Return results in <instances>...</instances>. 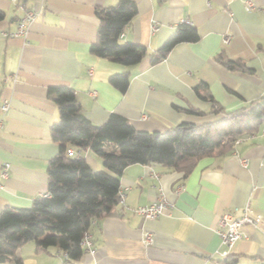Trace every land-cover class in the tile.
<instances>
[{"label":"crops","instance_id":"1","mask_svg":"<svg viewBox=\"0 0 264 264\" xmlns=\"http://www.w3.org/2000/svg\"><path fill=\"white\" fill-rule=\"evenodd\" d=\"M253 1L256 7L248 10L245 0H135L137 13L120 39L144 45L149 54L125 65L90 49L99 25L96 5L118 0H0L5 12L0 102H10L0 129V212L30 206L47 193L49 160L59 151L50 130L59 120L51 86L72 87L95 124L117 112L149 131L215 120L263 97L264 0ZM30 9L37 16L27 35H15ZM181 22L195 26L199 39L178 42L152 63V53ZM224 35L230 36L228 43ZM221 54L246 69L228 68ZM124 72L130 82L121 91L110 76ZM71 148L93 168H104L94 151ZM121 188L125 197L115 212L92 224V249L78 260L66 262L58 247L39 249L29 241L17 250L18 260L0 264H227L229 254L238 256L235 264H264V230L243 225V236L226 254L217 230L220 215L229 209L240 213L249 204L264 216V123L238 137L231 149L202 157L186 176L160 163L130 164ZM160 198L166 202L160 216L149 219L137 212ZM147 231L153 235L150 244L143 240Z\"/></svg>","mask_w":264,"mask_h":264},{"label":"trees","instance_id":"2","mask_svg":"<svg viewBox=\"0 0 264 264\" xmlns=\"http://www.w3.org/2000/svg\"><path fill=\"white\" fill-rule=\"evenodd\" d=\"M94 13L99 25L97 39L90 47L92 53L125 65L137 64L149 54L144 45L120 39L137 13L135 0L96 5ZM4 17L5 12L0 9V20ZM197 39V28L181 22L152 53L151 62L161 61L178 42ZM219 57L230 69H246L240 60L222 54ZM110 81L125 91L130 74H112ZM49 94L59 112V120L50 128L59 151L49 160L47 193L35 197L30 206H6L1 210L0 262L18 260L17 250L29 241H34L39 249L58 247L67 253L66 262L78 260L85 252L82 238L90 231L93 220L115 212L120 202L121 176L128 165L160 163L186 176L202 157L231 149L238 137L264 123V96L242 108L225 111L215 120L182 121L164 131H149L135 128L117 112H112L102 124L93 123L70 86H51ZM71 147L94 151L102 158L104 168H93L79 153L68 154ZM227 260V264H235L238 256L229 254Z\"/></svg>","mask_w":264,"mask_h":264},{"label":"built area","instance_id":"3","mask_svg":"<svg viewBox=\"0 0 264 264\" xmlns=\"http://www.w3.org/2000/svg\"><path fill=\"white\" fill-rule=\"evenodd\" d=\"M256 5L253 0H245V8L248 10H251L255 8ZM37 11L34 9H30L26 12V14L18 21V29L15 32V35H27L29 26L31 22L36 18ZM154 29H157V24L153 25ZM230 41L229 35H224L223 37V43H228ZM10 102L8 99L3 98L0 102V129L3 128L6 113L9 109ZM68 154H76L75 150L72 148H68ZM244 163H246V160H243ZM7 167L8 164L5 165L3 170V175L5 176L7 174ZM183 188V185L179 186V190ZM120 194V200H122L125 197V192L122 188H120L119 191ZM166 206V202L164 199L160 198L159 200L150 202L145 205H140L137 207V212L142 214L145 218H156L160 216L163 209ZM96 219L93 220L92 223H95ZM245 224H251L255 228L264 230V216L255 211L249 204L244 206L242 208V211L239 213L237 211V208L229 209L224 211L219 219H218V226L217 230L221 236V242L224 244L227 249L223 251L224 254L229 252V250L233 247L235 242L240 239L243 236L242 227ZM144 242L146 244H150L153 241V235L152 232H145L144 233ZM82 245L84 246L85 250H91L92 249V239L90 231H86L82 241ZM64 255L67 256V253L64 252Z\"/></svg>","mask_w":264,"mask_h":264}]
</instances>
